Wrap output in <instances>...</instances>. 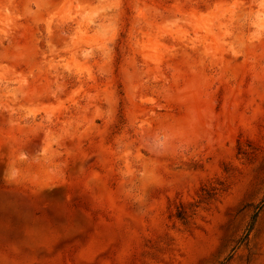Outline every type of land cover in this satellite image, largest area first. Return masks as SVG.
<instances>
[{"label": "rangeland", "instance_id": "rangeland-1", "mask_svg": "<svg viewBox=\"0 0 264 264\" xmlns=\"http://www.w3.org/2000/svg\"><path fill=\"white\" fill-rule=\"evenodd\" d=\"M0 264H264V0H0Z\"/></svg>", "mask_w": 264, "mask_h": 264}]
</instances>
